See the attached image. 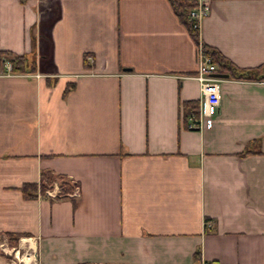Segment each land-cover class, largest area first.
Listing matches in <instances>:
<instances>
[{
  "label": "crops",
  "instance_id": "1",
  "mask_svg": "<svg viewBox=\"0 0 264 264\" xmlns=\"http://www.w3.org/2000/svg\"><path fill=\"white\" fill-rule=\"evenodd\" d=\"M206 3L196 42L170 0H0L27 71L1 58L0 246L29 253L0 264H264V81L217 68L218 113L187 128L202 46L264 64V0ZM43 173L77 187L23 198Z\"/></svg>",
  "mask_w": 264,
  "mask_h": 264
},
{
  "label": "trees",
  "instance_id": "2",
  "mask_svg": "<svg viewBox=\"0 0 264 264\" xmlns=\"http://www.w3.org/2000/svg\"><path fill=\"white\" fill-rule=\"evenodd\" d=\"M174 12L177 17L180 19L181 23L184 24L190 33V36L198 42V35L195 31L192 30V24L188 20V12L195 5V0H170ZM189 22H188V21ZM203 54L208 57L212 63H214L218 70L228 71L231 77L245 80H254V81H264V64L256 67L254 69H246V70H237L233 67L218 51L215 49L202 46ZM1 58H5L9 61L10 64V72L12 74H20L27 72L26 69V59L23 56L14 55L9 52H1L0 53V61ZM1 63V62H0ZM73 89V85H69L66 92H69ZM194 113V112H193ZM194 116H197V112L194 113ZM54 183H57L60 189V195L57 196V199L65 198L68 194H71L73 190L77 187L76 183H71L70 180L61 175H53L50 173H43L41 183L39 185L36 184H27L23 185L21 188V193L23 198L32 199L35 198L37 193L44 194L46 188L53 186ZM10 238L9 244L10 246H14L18 239L21 237L20 235H7Z\"/></svg>",
  "mask_w": 264,
  "mask_h": 264
},
{
  "label": "built area",
  "instance_id": "3",
  "mask_svg": "<svg viewBox=\"0 0 264 264\" xmlns=\"http://www.w3.org/2000/svg\"><path fill=\"white\" fill-rule=\"evenodd\" d=\"M209 13V7L206 0H195V5L188 12V20L192 24V29L195 31L199 30V25L201 19L207 16ZM91 60V58H89ZM7 72L10 71V65L6 64ZM216 72V66L211 62V60L206 57L201 48L199 49L198 56V72L195 76L196 81L199 83L202 98L200 100V105L198 108L197 116H190L187 120V128L189 130H194L200 127V121L203 117H214L217 115L220 105V96L218 92V80L214 78L213 74ZM56 192V188L54 189ZM48 196H56L53 192H46ZM2 252L9 254V249L7 247L0 246ZM28 260V255H23L20 259L24 261ZM203 264H215L212 262H205Z\"/></svg>",
  "mask_w": 264,
  "mask_h": 264
},
{
  "label": "rangeland",
  "instance_id": "4",
  "mask_svg": "<svg viewBox=\"0 0 264 264\" xmlns=\"http://www.w3.org/2000/svg\"><path fill=\"white\" fill-rule=\"evenodd\" d=\"M206 1H207V0H206ZM9 72H10V71H9ZM7 73H8V72H7ZM11 247H12V248L9 247L10 251H9V255H8V256H9V259H11V261H12V259H14V256H15L16 254H17V256L20 257V258L25 254L24 252H20V251H15V252H14V249H13L14 246H11ZM28 254H29V253H28ZM28 254H27V255H28ZM18 259H19V258H15V259H14V260L16 261V263H17Z\"/></svg>",
  "mask_w": 264,
  "mask_h": 264
},
{
  "label": "water",
  "instance_id": "5",
  "mask_svg": "<svg viewBox=\"0 0 264 264\" xmlns=\"http://www.w3.org/2000/svg\"><path fill=\"white\" fill-rule=\"evenodd\" d=\"M215 78H228L227 74L216 73L213 75Z\"/></svg>",
  "mask_w": 264,
  "mask_h": 264
}]
</instances>
